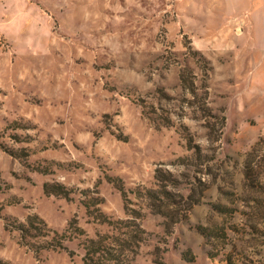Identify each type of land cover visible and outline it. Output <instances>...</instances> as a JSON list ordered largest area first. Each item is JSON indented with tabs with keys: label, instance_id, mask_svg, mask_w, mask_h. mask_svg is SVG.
I'll list each match as a JSON object with an SVG mask.
<instances>
[{
	"label": "rangeland",
	"instance_id": "rangeland-1",
	"mask_svg": "<svg viewBox=\"0 0 264 264\" xmlns=\"http://www.w3.org/2000/svg\"><path fill=\"white\" fill-rule=\"evenodd\" d=\"M258 7L0 0V264H264Z\"/></svg>",
	"mask_w": 264,
	"mask_h": 264
},
{
	"label": "trees",
	"instance_id": "trees-1",
	"mask_svg": "<svg viewBox=\"0 0 264 264\" xmlns=\"http://www.w3.org/2000/svg\"><path fill=\"white\" fill-rule=\"evenodd\" d=\"M45 191L47 193H52V192H55V193H66L65 191H63V189H54V188H52L50 183H45ZM20 225L21 226H19V227L23 231H26V230L28 231L29 228L32 227V226L35 227V228H39L40 229V233L44 234V235H49L51 231H54L53 238H58V235L60 234L57 230L51 229L48 226L46 220L41 218V217H39L38 215H31V216L27 217V220L24 221V222H21ZM92 241L94 243L93 245H97L95 247H90V248H92L91 249V254L94 257V254L96 252H98L99 249H102L105 246V244H104V242L101 241L100 238L92 239ZM58 243H60V242H58ZM99 256H102V257H99V259L102 258V262H103L102 264H106L108 261H111V260L114 261L112 264H135L132 261V259L127 258L125 256L121 257V256H119V254L117 256H116V254H114V256L113 255L106 256L105 253L104 254L100 253Z\"/></svg>",
	"mask_w": 264,
	"mask_h": 264
},
{
	"label": "crops",
	"instance_id": "crops-1",
	"mask_svg": "<svg viewBox=\"0 0 264 264\" xmlns=\"http://www.w3.org/2000/svg\"><path fill=\"white\" fill-rule=\"evenodd\" d=\"M237 1L262 2L264 0H237ZM238 11L241 12L242 10L239 9ZM252 15L253 17L259 18V20H257L258 23H262V20L260 18L264 17V8L262 7L254 8L252 11ZM244 48H247L249 50L251 63L256 64L258 66L257 73L255 74V78L253 80V85L257 89L264 88V78H262V71L264 70V32L259 29L254 31L252 39L245 43Z\"/></svg>",
	"mask_w": 264,
	"mask_h": 264
}]
</instances>
